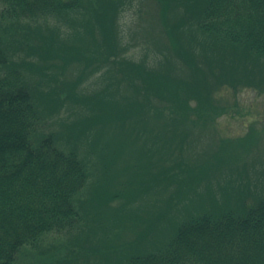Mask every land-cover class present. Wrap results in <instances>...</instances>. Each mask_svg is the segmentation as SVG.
Here are the masks:
<instances>
[{
	"label": "trees",
	"instance_id": "1",
	"mask_svg": "<svg viewBox=\"0 0 264 264\" xmlns=\"http://www.w3.org/2000/svg\"><path fill=\"white\" fill-rule=\"evenodd\" d=\"M130 1L0 0V264H264V136L188 154L221 91L264 94V0H152L140 58Z\"/></svg>",
	"mask_w": 264,
	"mask_h": 264
},
{
	"label": "rangeland",
	"instance_id": "2",
	"mask_svg": "<svg viewBox=\"0 0 264 264\" xmlns=\"http://www.w3.org/2000/svg\"><path fill=\"white\" fill-rule=\"evenodd\" d=\"M156 4L152 0H131L128 3L127 9H124L123 18L120 20L122 26L123 41L125 45L129 49V53H131L136 58H140L144 53L149 50L154 51V47L150 43V40L147 39L148 36H145V32H147L148 28L151 23L152 14L155 11ZM5 23L8 22L5 20ZM51 25L58 26L61 25L63 29L69 27V23L63 16H54V18H49ZM43 22V21H42ZM161 26V25H160ZM162 27V26H161ZM161 30V28H157L156 30ZM18 35L13 41H7L4 38L2 42H8L12 48L17 51L18 58L21 53V49L18 46H22L23 41L26 42L28 39L23 36V34H19L20 31H17ZM153 54V53H152ZM17 58V59H18ZM220 97L222 98V103L226 105H230L227 111H222L219 113V116L216 119L208 124V126L204 127L205 130L209 134H215L216 141H213L211 137H206L204 135H200L201 129H196V136L192 135V139L194 142L191 145V152L188 153L194 159H205V155L203 153L208 152L206 149L210 146V150L214 148H219V143L217 144L220 138H225L229 140V142L237 141L247 135L252 136V130H255L254 133H259L264 136V94L258 93V91L254 88L246 87L239 91L237 94L234 93L232 89H225L221 91ZM217 144V145H216ZM259 144L254 146L255 152L254 156L259 158V164L255 163L256 166L261 167L264 164L260 160V158L264 157V141L262 145L258 148ZM218 151V150H217ZM224 150L219 151L218 154H223ZM213 153V151H211ZM216 152V151H215ZM251 152V155H253ZM208 157H211L209 154ZM211 170V169H210ZM212 174L216 175L218 171L213 172ZM221 182L224 183V176L221 175ZM211 179V177H210ZM210 184L212 185L213 189L216 190L218 184L217 179L212 177ZM208 184V186L210 185ZM226 184H223V186ZM220 197V196H218ZM204 199L208 198L207 194H204ZM96 236H91V238H97L101 241V234H98L100 231L96 228V230L92 233ZM90 233V232H88ZM98 234V235H97ZM90 237V236H89ZM50 241L48 242L49 245L54 246L57 245V250L59 252L67 253L70 248H74L73 246L67 245L68 249L64 246L65 242L62 241L63 236L58 235L56 237H50ZM86 236L84 235L80 240H85ZM86 241V240H85ZM90 242V241H89ZM88 242V244H89ZM102 242V241H101ZM114 242L112 236L110 237L109 243ZM67 244V242H66ZM104 245V244H103ZM103 248V247H102ZM51 250V249H49ZM73 250V249H71ZM102 250L106 251L107 248L99 249L97 248L94 252L88 246H81L79 252H86L93 254V264L95 262V258L102 253ZM38 255V254H37ZM46 254L45 256H47ZM125 253H122V249H114L113 252H107V257H110L116 261H119L124 258ZM39 256V255H38ZM34 257V252L29 250L27 254L22 258L24 262H30L31 258ZM95 259V260H94ZM81 262L84 264L89 261H84V259H80ZM84 261V262H83ZM77 264V262L75 263ZM108 264V262H107Z\"/></svg>",
	"mask_w": 264,
	"mask_h": 264
}]
</instances>
